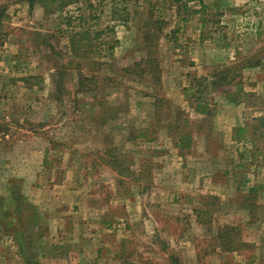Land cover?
<instances>
[{"label":"rangeland","instance_id":"rangeland-1","mask_svg":"<svg viewBox=\"0 0 264 264\" xmlns=\"http://www.w3.org/2000/svg\"><path fill=\"white\" fill-rule=\"evenodd\" d=\"M27 254L264 264V0H0V264Z\"/></svg>","mask_w":264,"mask_h":264},{"label":"trees","instance_id":"trees-1","mask_svg":"<svg viewBox=\"0 0 264 264\" xmlns=\"http://www.w3.org/2000/svg\"><path fill=\"white\" fill-rule=\"evenodd\" d=\"M38 1L42 4H44V3H55L59 0H38ZM199 1H201V0H199ZM125 7H126V5L123 7V9H125ZM76 17L81 18V15L76 16ZM106 28L111 29V27L109 25H106L105 28L99 30V32H105ZM152 36H153V34L151 32L150 33L147 32L143 35V38L145 40H149L152 38ZM69 46H70L69 47L70 51L75 52L76 54L86 52L85 44H82L81 42H79V39H75V38H73V36H71V38H70ZM88 47H90V46L88 45ZM113 48H114V44H111L109 41L105 40L103 42V46L101 49L103 54L101 55L100 52H98V54L101 58L102 57H109V55L112 53ZM94 52H96V51H94ZM94 62H96V64H99V65L103 64V61L101 59H99V60L96 59V60H94ZM157 68H158V61L155 59V57L148 55V56L139 57L138 59L134 60L130 65H128L125 68V70H126V74L134 75L138 79L142 80V82L148 83L149 86H151L153 88V87H157L158 84L160 83V73L157 70ZM90 77L93 78V75L92 74H91V76L82 75L81 79L78 81L79 85L82 84L83 81L89 80ZM130 79H133V78H130ZM180 138H183V137H180ZM29 257L30 256H28V254H27L26 255V264H33L30 261L31 257L30 258ZM34 263L39 264L38 262H34Z\"/></svg>","mask_w":264,"mask_h":264}]
</instances>
